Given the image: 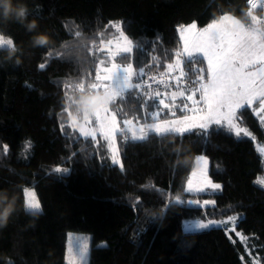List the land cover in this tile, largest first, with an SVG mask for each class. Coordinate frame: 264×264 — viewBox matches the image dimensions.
<instances>
[{"label":"trees","instance_id":"16d2710c","mask_svg":"<svg viewBox=\"0 0 264 264\" xmlns=\"http://www.w3.org/2000/svg\"><path fill=\"white\" fill-rule=\"evenodd\" d=\"M23 2L28 7L23 23H0V33L11 36L18 49L8 61L9 48L0 47V189L16 194L18 206L0 229V264H65L70 231L92 235L90 264H264V154L259 151L264 126L251 109L242 119L254 139L223 131L207 141L185 134L123 143L119 136L123 168L112 163L107 141L100 136L84 140L63 111L66 93L81 80L86 85L94 80V61L104 54L93 56L89 49L118 36L110 22L120 23L134 44L144 46V65H151L145 71L159 79L181 46L179 25L195 21L202 28L223 13L240 18L246 0ZM33 21L37 27L29 31ZM39 33L50 37L49 45L33 46L32 37ZM193 67H206V62ZM69 84L72 88L65 87ZM125 111L141 123L146 119L135 100ZM198 155L210 159L209 175L220 190L184 191ZM57 167L68 172L58 174ZM27 187L36 190L40 212L26 210L22 190ZM177 196L212 199L214 206L170 203ZM235 214L240 215L236 231L246 241L222 226L184 231L186 220Z\"/></svg>","mask_w":264,"mask_h":264},{"label":"snow or ice","instance_id":"6c2138e0","mask_svg":"<svg viewBox=\"0 0 264 264\" xmlns=\"http://www.w3.org/2000/svg\"><path fill=\"white\" fill-rule=\"evenodd\" d=\"M246 3L247 11H242L240 18L223 13L202 28L195 21L179 25L177 31L181 46L175 50L174 57H170L171 62L166 64V70L160 73L159 79L148 76L145 71V67L151 65H144V46L134 44L125 35L120 23L110 22L118 36L107 42L101 39V47L95 51L89 49L93 56L103 53V58L94 61V80L87 85L81 80L75 89L110 92L111 102L97 108L93 116H85L82 120L73 117L72 111L64 108L63 111L69 117L68 125L86 141H96L99 134L107 141L112 163L119 164L121 168L123 164L118 159L117 136L122 137L123 143H143L152 137L183 138L185 134H196L207 141L212 133L223 131L234 134L237 139H254L248 128L243 126L242 117L244 111L251 109L264 123V0H246ZM257 10L260 14H257ZM75 35L78 37L81 33L76 32ZM100 35L103 36V33ZM0 47H15V44L13 39L0 34ZM134 53L139 54L135 66ZM125 60L128 63L118 62ZM153 60L157 58L153 57ZM205 62L206 67H193ZM39 67L44 69L46 65L41 64ZM146 76L158 86L156 89L148 83ZM173 86L175 90L169 91ZM65 87L72 88V85ZM178 98L182 103H176ZM133 100L144 109L146 119L143 123L139 117L128 118L125 106ZM177 111L181 115L178 116ZM162 114L170 118L161 119ZM259 151L264 154V147ZM196 159L203 166L192 170L184 191L199 194L220 190L222 186L213 183L208 176L207 158L199 156ZM54 171L58 174L67 173L68 169L57 167ZM22 191L26 210L40 212L41 204L36 192L29 188ZM185 202L197 207L214 206L211 200H204L201 204L199 200L184 201L179 196L170 203ZM237 219L236 216H228L225 221H196L188 230L231 224L232 227L226 228V232H235L241 237L235 227ZM241 239L246 241L247 237ZM86 254L85 243L78 253L80 261L85 260ZM69 264H73L71 254Z\"/></svg>","mask_w":264,"mask_h":264},{"label":"clouds","instance_id":"9594fccd","mask_svg":"<svg viewBox=\"0 0 264 264\" xmlns=\"http://www.w3.org/2000/svg\"><path fill=\"white\" fill-rule=\"evenodd\" d=\"M28 15V7L23 0H0V23L17 21L23 23ZM37 27L35 21L28 24V30L33 31ZM50 37L47 34L39 33L32 37V44L35 47L47 46ZM6 60L11 61L16 56L18 49L8 47ZM19 63L17 59L15 61ZM111 102V93L92 89L77 90L66 94V108L71 109L73 117L83 119L85 116H93L96 109L106 106ZM18 211L17 196L9 189H0V229L7 226L10 219ZM34 226V225H33Z\"/></svg>","mask_w":264,"mask_h":264},{"label":"rangeland","instance_id":"374dc122","mask_svg":"<svg viewBox=\"0 0 264 264\" xmlns=\"http://www.w3.org/2000/svg\"><path fill=\"white\" fill-rule=\"evenodd\" d=\"M0 34H2V33H0ZM2 35H4L5 38H11V36H8V35H5V34H2ZM2 48H8V47H2ZM169 90L170 91L175 90V87L174 88H171ZM197 98H198V96H197ZM134 123H135V121H134ZM261 124H262V126H264V123L261 122ZM244 127H246V126H244ZM248 130L252 133V136L255 138L254 133L249 128H248ZM98 136H99V134L97 135V137ZM118 137L119 136H117V147L119 149ZM250 138H252V137H250ZM261 147H264V146H259V148H261ZM119 153H120V150H119ZM199 156H205V155H198L197 157H199ZM205 157L208 160L207 170H208V176L211 179V177L209 175V171H210V159L207 156H205ZM118 159L122 163L121 155H119ZM200 166H203L202 165V162H199V161H197V159H195L194 168H198ZM212 182L213 183H216L214 181H212ZM261 184L264 185V183H261ZM27 188H29L31 190H34L36 192V190L34 188H32V187H27ZM36 194H37V192H36ZM37 198H38V196H37ZM189 200H198V199H189ZM205 200H211V201H213L212 199H205ZM199 201H201V204H202L204 200H199ZM188 205H190V204H188ZM191 206H194V204H192ZM230 216H236L237 218H240V215H238V214L230 215ZM226 219H227V217H225V218H214V219H191V220H186V221H184V231L186 233H188V232L203 231V230H195V229H193L192 231H189L188 230L189 226L191 224H194L196 221H201V222H205L206 223L208 220L225 221ZM236 224H237V222H236ZM212 227H217V226H212ZM212 227H210V228H212ZM222 227L231 228L232 225L231 224H229L227 226H223L222 225ZM235 227H236V225H235ZM210 228H208V229H210ZM204 230H207V229H204ZM229 234L232 236V232H229ZM241 237H243V236L241 235ZM85 243L87 244V254H86V258H85L84 261H80L79 256H78V253H79L82 245L85 244ZM100 244L101 245H106L107 243L105 241H103ZM91 246H92V235L90 233H87V232H75V231L68 232L67 238H66L65 264H69V256H70V254L73 257V264H90ZM70 249H71V253H70ZM257 262H258V264H261L259 262V260H256V261L254 260L253 264H257Z\"/></svg>","mask_w":264,"mask_h":264},{"label":"built area","instance_id":"2783aa9c","mask_svg":"<svg viewBox=\"0 0 264 264\" xmlns=\"http://www.w3.org/2000/svg\"><path fill=\"white\" fill-rule=\"evenodd\" d=\"M147 81H148V83H151L152 84V87H153V89H156L158 86H155L154 85V83H153V81L152 80H150V79H146ZM159 87H161L162 88V86H159Z\"/></svg>","mask_w":264,"mask_h":264}]
</instances>
